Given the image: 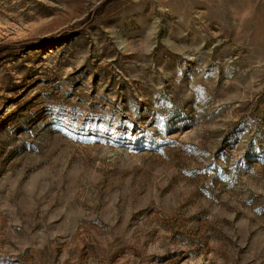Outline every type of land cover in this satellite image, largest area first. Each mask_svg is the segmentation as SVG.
Masks as SVG:
<instances>
[{
  "label": "rangeland",
  "instance_id": "1",
  "mask_svg": "<svg viewBox=\"0 0 264 264\" xmlns=\"http://www.w3.org/2000/svg\"><path fill=\"white\" fill-rule=\"evenodd\" d=\"M0 264H264V0H0Z\"/></svg>",
  "mask_w": 264,
  "mask_h": 264
}]
</instances>
